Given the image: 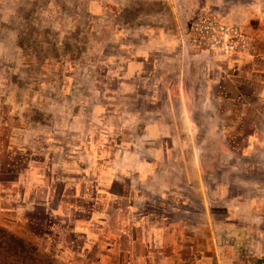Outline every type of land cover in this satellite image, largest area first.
<instances>
[{"label": "rangeland", "instance_id": "374dc122", "mask_svg": "<svg viewBox=\"0 0 264 264\" xmlns=\"http://www.w3.org/2000/svg\"><path fill=\"white\" fill-rule=\"evenodd\" d=\"M0 228V264H264V0H0Z\"/></svg>", "mask_w": 264, "mask_h": 264}, {"label": "trees", "instance_id": "16d2710c", "mask_svg": "<svg viewBox=\"0 0 264 264\" xmlns=\"http://www.w3.org/2000/svg\"><path fill=\"white\" fill-rule=\"evenodd\" d=\"M5 242L6 243L10 242L12 246H17V248H20V249L24 247L23 239L18 238L14 234L7 232L4 228H0V248L4 247ZM17 248L16 249L14 248L16 252H17Z\"/></svg>", "mask_w": 264, "mask_h": 264}]
</instances>
